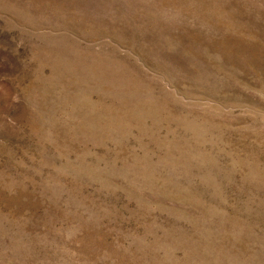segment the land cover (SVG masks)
I'll use <instances>...</instances> for the list:
<instances>
[{
	"label": "rangeland",
	"instance_id": "rangeland-1",
	"mask_svg": "<svg viewBox=\"0 0 264 264\" xmlns=\"http://www.w3.org/2000/svg\"><path fill=\"white\" fill-rule=\"evenodd\" d=\"M0 264H264V0H0Z\"/></svg>",
	"mask_w": 264,
	"mask_h": 264
}]
</instances>
